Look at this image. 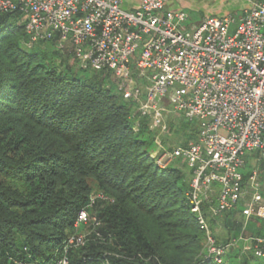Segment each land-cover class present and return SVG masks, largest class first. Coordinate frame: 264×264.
<instances>
[{"label": "trees", "instance_id": "trees-1", "mask_svg": "<svg viewBox=\"0 0 264 264\" xmlns=\"http://www.w3.org/2000/svg\"><path fill=\"white\" fill-rule=\"evenodd\" d=\"M20 20L0 15V264H226L205 250L185 174L151 157L150 118L115 75L81 68L55 42L26 47ZM177 120L196 140L199 122ZM91 182L111 198L90 201ZM81 210L90 242L64 246ZM240 210L225 216L237 243L227 264H264L238 255L245 237L264 236V220L243 230Z\"/></svg>", "mask_w": 264, "mask_h": 264}, {"label": "built area", "instance_id": "built-area-1", "mask_svg": "<svg viewBox=\"0 0 264 264\" xmlns=\"http://www.w3.org/2000/svg\"><path fill=\"white\" fill-rule=\"evenodd\" d=\"M168 1L0 0V15H21L27 47L55 42L81 68L111 71L143 116L172 111L199 122L197 139L174 154L190 171L188 198L208 254L223 263L232 242L218 244L209 215L241 207L243 230L250 219L264 220V0L240 18L199 22L167 9ZM87 221L81 210L76 225ZM244 239L264 257V236ZM85 242L73 235L67 245Z\"/></svg>", "mask_w": 264, "mask_h": 264}, {"label": "rangeland", "instance_id": "rangeland-1", "mask_svg": "<svg viewBox=\"0 0 264 264\" xmlns=\"http://www.w3.org/2000/svg\"><path fill=\"white\" fill-rule=\"evenodd\" d=\"M258 0H189V3L192 7L191 10H188V13L190 14V22H199L203 18V16H210V15H233L237 18H240L242 13H244L245 9H249L254 3H256ZM203 17V18H202ZM21 24V23H20ZM233 30V29H232ZM50 46V42H47ZM27 47V46H26ZM29 48V47H28ZM59 63V61L57 62ZM139 108V106L137 105ZM135 106L134 110L137 108ZM136 111V110H135ZM162 117L159 116V118L154 119L153 117L150 118V130L153 133L154 139H155V149L153 153L151 154V157L156 161V164L163 169H166L168 167H174L180 171H182L185 174L186 180L191 183V175L190 171L187 167V164L182 157H176L174 154V151L179 148H185L191 141L187 142V137L180 132H177V126L179 121L177 119H180V116L173 113L172 111L169 113H161ZM171 123H174L173 127H171ZM254 163V160L251 161ZM250 167V164H249ZM91 192L89 193V200L92 201L93 199L102 197V198H111L103 191H100L96 188V184L94 182H91ZM226 214L223 216H217L214 218H209V223L214 235L215 240L219 244H225V246L229 245L231 242L232 244L228 247V249L225 251V261L227 263L229 260V257L226 256V252L228 250H231L230 248L233 246H237L236 240L234 238H231L232 235V229L231 225L227 224L226 221ZM239 217V218H238ZM216 218V219H215ZM232 218V217H231ZM236 219L239 220V224L245 223L246 220L240 215L237 214ZM77 219V218H76ZM233 219V218H232ZM254 219V218H253ZM215 220V223L213 221ZM259 221H262L261 219H258ZM88 228H79V225H76V220L73 223L72 227L66 229V232L68 234V238L66 240V243H64V246H66L69 243V238H71L73 235H82L85 237L86 243L82 245L83 247L88 244V241L86 238V232ZM258 236V235H257ZM248 238V237H245ZM93 243H100L101 240H93ZM227 242V243H226ZM81 246V247H82ZM205 250H207V240L204 242ZM252 242L250 240L243 239V245L240 249V252H238V255L240 256V259H242L244 256L251 257L250 253L252 250ZM229 252V251H228ZM227 252V253H228ZM226 263V264H227ZM239 262H234L232 264H238ZM231 264V263H230Z\"/></svg>", "mask_w": 264, "mask_h": 264}, {"label": "crops", "instance_id": "crops-1", "mask_svg": "<svg viewBox=\"0 0 264 264\" xmlns=\"http://www.w3.org/2000/svg\"><path fill=\"white\" fill-rule=\"evenodd\" d=\"M191 4L189 3V0H169L167 5H166V8L167 9H170V10H185L188 12V10H191ZM247 9L244 10V12L246 11ZM244 13H242L243 15ZM228 15V14H227ZM241 15V16H242ZM210 16H217V15H210ZM223 16H226V15H222V16H217V17H223ZM203 17H208V16H203ZM202 17V18H203Z\"/></svg>", "mask_w": 264, "mask_h": 264}]
</instances>
